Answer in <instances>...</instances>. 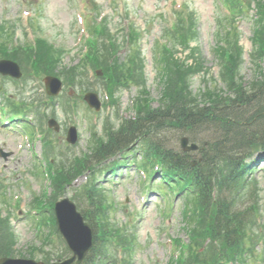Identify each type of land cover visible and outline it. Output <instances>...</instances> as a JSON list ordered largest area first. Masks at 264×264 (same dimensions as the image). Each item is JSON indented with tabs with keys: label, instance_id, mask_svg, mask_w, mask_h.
Returning a JSON list of instances; mask_svg holds the SVG:
<instances>
[{
	"label": "trees",
	"instance_id": "1",
	"mask_svg": "<svg viewBox=\"0 0 264 264\" xmlns=\"http://www.w3.org/2000/svg\"><path fill=\"white\" fill-rule=\"evenodd\" d=\"M181 30L179 25L175 31L178 36L174 35V38L180 40L172 43L187 46L194 36L193 22L190 21L185 33L178 32ZM216 33L225 42V45L218 43L215 47L222 62L220 74L226 82L224 91H208L205 103L199 105L200 102L189 95L187 87L183 88L191 74L184 68L190 67L192 71L191 66H195L197 69L199 62L187 66L185 62H178L172 50L166 51L164 56L168 62L164 63L161 73L164 89L162 106L153 110L139 109L133 124L128 123L110 137L115 148L119 149L120 139L136 129L140 138L146 141L148 150L160 160L163 172L170 179L174 178L181 189L188 184L197 194L198 210L194 208L192 213H183L185 229L190 236L189 252L186 256L180 254L177 261L170 264H219L223 254L245 264L253 243L250 232L255 226L254 211L259 214L260 207L254 209V202L246 208L238 206V203L245 195L243 178L253 165L247 159L252 150L264 148V72L259 70L252 80L243 84L236 76L242 54L236 30L219 27ZM254 33L256 45L252 56L261 58L264 55V20L254 28ZM43 42H38L41 43L35 60L38 72H47L50 63L55 64L61 56L59 51ZM0 54H5L4 42H0ZM100 56L93 55L97 63L105 61ZM72 70L76 76L78 66ZM170 126L187 131L202 145L199 150L202 158L194 166L188 154H177L160 140L150 138L151 133L157 135ZM202 132L209 135L202 136ZM109 146L110 143L103 149ZM61 178L65 179V176L57 175L55 180L59 182ZM103 232L113 238L118 229L108 226L103 228ZM119 233L117 239L124 241L126 237L120 229ZM196 235L199 241L195 239ZM13 244V232L0 218V254H10ZM96 258L94 253L81 264H95Z\"/></svg>",
	"mask_w": 264,
	"mask_h": 264
},
{
	"label": "rangeland",
	"instance_id": "2",
	"mask_svg": "<svg viewBox=\"0 0 264 264\" xmlns=\"http://www.w3.org/2000/svg\"><path fill=\"white\" fill-rule=\"evenodd\" d=\"M99 1L102 3V8H110L109 0ZM187 1L190 2L198 16L197 27L199 38L197 44L200 47L204 63L209 67L212 75H217L219 59L214 53L213 48L217 44V38L214 32L216 26L214 16L216 13L221 14L218 0ZM243 1L246 4L250 3L249 7L254 6L251 0ZM126 2L131 8L132 13L136 15L135 20L141 27H143L145 18L150 14L156 13L157 10L165 6L166 0H126ZM79 3V0H0V19H7L12 23L15 22L14 38L18 39L19 43H22L27 38L26 35H24L25 30H27L29 34L31 32V28L26 29L24 26L27 17L26 13L33 10L36 11L37 20H32V23L35 25L36 21L40 26L38 30H34V34L44 36L49 41L59 44L63 46L64 49L68 50L64 57V62H76V53L80 50V45H77V39L75 38V32L81 26L76 17V10ZM24 10L26 12H24ZM248 12V16L239 19V27L242 32L240 40L244 46V57L246 60L242 65L241 73L245 80H249L252 75L247 52L251 49L250 36L253 27L252 19L255 16L253 11ZM113 17L114 20H117V16L113 15ZM158 29L159 23L154 22L150 26L149 32H146L140 39L141 46L144 49V56L146 58L147 82L151 95L155 99L159 95V85L155 80V68L152 64L151 56L154 37L156 36ZM126 49L127 48L124 47L120 53L124 54ZM262 66L264 68V60ZM202 77L203 76L200 73L192 78L191 84L193 90H198L202 87ZM5 80V85L9 92L20 90L18 87L21 86V83H15L7 78ZM28 81V86L26 90H24L25 95L30 94L32 92L31 89H34V91H37L38 89L37 85L33 86L34 82H32V80ZM93 81L96 87L100 86L95 79ZM71 91V97L78 102L77 112L75 115L69 117V120L73 122L78 132L76 142L75 144H69L66 142V120L68 117H66V114L60 109L56 113V119L62 124L63 128L57 132L52 131L51 134L56 135L53 136V143L65 145V157L68 159H71L73 155H82L83 152H90L89 146L91 143L87 138L90 137L92 131V114L90 108L85 102L81 101L82 98L77 99L79 94L78 88H72ZM38 93H41V91L38 90ZM98 94L100 100L103 102L104 97L100 89ZM135 94V87L122 89L117 94L119 101L116 105H113V107L107 112L104 110L105 108L103 111L102 108L99 110V112H101L99 115L100 118L93 120L95 122V128L98 129V133H101L100 128L106 113H112L113 116L118 113L119 117L123 118L133 114V110L130 109V104ZM117 121L120 122L118 119ZM13 126L14 124L12 127ZM19 131L11 130L1 132L0 129V135H2L0 136V148L2 151L8 153V156L6 157L0 155V182L6 181V184L8 185V196L5 194L3 188L0 191L4 194L2 199L4 203L11 208L12 212L14 210L13 213H15V216H12V226L17 239L15 243L16 250L13 256L28 257V254L30 255L31 252L34 255L33 258L41 259L43 252L33 250L32 245H40L43 247L44 251L48 249L47 246L42 245L41 231L44 233L49 230V227H36V223H34L35 220L29 215V210H27V208L33 194L40 193L44 187L50 190V183H48L47 179H36L30 172H27L32 159L27 153V148L23 144V138L19 135ZM25 136L27 139L32 137L30 133H27ZM179 136L180 135L175 132H169L166 139L167 144L179 149ZM57 139L59 140L58 142ZM32 149L39 153L41 143L39 144L37 141L33 144ZM107 162L108 161H105V163ZM41 163H44V160L41 161ZM21 171L26 173V175L24 176V173ZM89 175L88 172L82 173L72 184L66 186L63 196L68 195L69 197H76V194L74 195V187L86 182ZM22 176L27 182V185L22 184L23 181L19 183L20 180L18 178H22ZM141 176L142 175L139 173L136 166L129 164H127L123 170L116 175L115 178L117 183L107 181V174H98V177L102 181H105L104 185L109 192L110 199L116 203L115 209L112 211L114 218L119 222H124L125 220L130 219L131 223L127 222L126 226L135 229L138 240V246L134 257L135 263L164 264L168 258L170 237L185 236L181 230V199L176 197L173 200V205L170 206L168 213L169 219L166 222L162 218V208L160 207V205H164L162 197L157 195V192H145L140 185ZM255 176L259 181V186L264 188V171L262 169L258 170L255 172ZM262 194L264 195V191ZM17 195H19V199L17 198ZM17 202H20V206ZM84 205L82 206L84 207ZM18 208L19 210H17ZM31 210L32 212H37L38 206H33ZM2 213H6V210L5 212L2 210ZM128 232H130V229ZM56 249L58 250L55 254L60 253V251L62 252L63 247L60 245ZM51 257L53 258V256ZM57 259L58 258H56L55 261Z\"/></svg>",
	"mask_w": 264,
	"mask_h": 264
},
{
	"label": "water",
	"instance_id": "3",
	"mask_svg": "<svg viewBox=\"0 0 264 264\" xmlns=\"http://www.w3.org/2000/svg\"><path fill=\"white\" fill-rule=\"evenodd\" d=\"M12 65L13 71H17V67L9 61H1L0 67ZM50 81L55 83V86L49 92H56L59 87V82L53 78L48 77ZM63 207H59V227L64 236L69 242V245L81 256V253L90 244V230L87 225L82 224L79 216L74 212L73 206L66 202H62ZM0 264H39L32 260L14 259L8 257H1Z\"/></svg>",
	"mask_w": 264,
	"mask_h": 264
}]
</instances>
